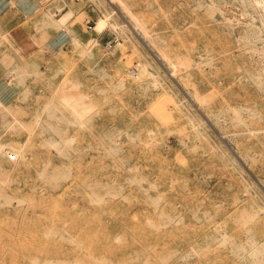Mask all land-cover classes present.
Instances as JSON below:
<instances>
[{
	"label": "rangeland",
	"instance_id": "374dc122",
	"mask_svg": "<svg viewBox=\"0 0 264 264\" xmlns=\"http://www.w3.org/2000/svg\"><path fill=\"white\" fill-rule=\"evenodd\" d=\"M125 1L152 37L42 0L76 39L0 102V264H264V1Z\"/></svg>",
	"mask_w": 264,
	"mask_h": 264
},
{
	"label": "crops",
	"instance_id": "0c3cea01",
	"mask_svg": "<svg viewBox=\"0 0 264 264\" xmlns=\"http://www.w3.org/2000/svg\"><path fill=\"white\" fill-rule=\"evenodd\" d=\"M56 7L42 0H0V102H21L43 73L45 53L58 51L68 38V34H43L40 27L45 11Z\"/></svg>",
	"mask_w": 264,
	"mask_h": 264
},
{
	"label": "bare ground",
	"instance_id": "6f19581e",
	"mask_svg": "<svg viewBox=\"0 0 264 264\" xmlns=\"http://www.w3.org/2000/svg\"><path fill=\"white\" fill-rule=\"evenodd\" d=\"M110 2H114L122 11L121 14L122 16H126L128 18L131 19L132 23L134 24V30L137 32H140L141 34L145 35L146 37H149L150 32L147 30V28H145L144 24H142V22L140 21V19L135 15V13L132 11V9H130L129 4L125 1V0H109ZM264 1V0H262ZM64 16L62 17H54L51 18V20L55 23V25H57L61 30L62 33L64 34H68L71 38L76 39L74 37V33L71 31L70 27L68 26V24L64 21ZM98 20L101 22V24L106 27L108 30L110 29L111 31H115L116 35L118 36V31L119 30H123V26L121 28V26L119 25L118 22L116 21H112L108 18L107 15L102 14L100 17H98ZM127 24V23H126ZM152 37V35H150ZM116 37V36H115ZM243 38H245V43H248L250 41V38L246 37V36H242ZM155 38V37H153ZM151 40H154L151 38ZM151 42V41H150ZM153 42V41H152ZM154 42H157L154 40ZM156 44V43H155ZM154 44V45H155ZM157 45V44H156ZM156 47V46H155ZM159 47V46H158ZM157 48V47H156ZM159 50V49H158ZM162 51V50H160ZM159 51V52H160ZM161 53V52H160ZM163 56H165L163 53L161 54ZM166 58V57H165ZM168 64H170L171 66V71L175 72L176 66L175 64H173L172 61L168 60ZM172 72V73H173ZM243 251V250H242ZM253 255L257 256L262 262H264V255H260L259 254V250L258 249H252L251 252Z\"/></svg>",
	"mask_w": 264,
	"mask_h": 264
},
{
	"label": "built area",
	"instance_id": "2783aa9c",
	"mask_svg": "<svg viewBox=\"0 0 264 264\" xmlns=\"http://www.w3.org/2000/svg\"><path fill=\"white\" fill-rule=\"evenodd\" d=\"M75 1H78V0H75ZM94 28V25L93 23L90 22V20L87 21V29H93ZM93 36V35H92ZM114 42V41H113ZM112 44V42H109L108 45L110 46ZM10 158H13V155H10Z\"/></svg>",
	"mask_w": 264,
	"mask_h": 264
}]
</instances>
